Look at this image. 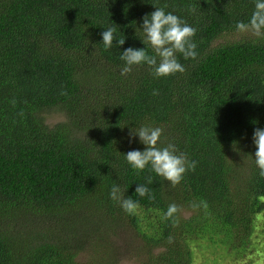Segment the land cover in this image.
I'll use <instances>...</instances> for the list:
<instances>
[{
  "label": "trees",
  "instance_id": "16d2710c",
  "mask_svg": "<svg viewBox=\"0 0 264 264\" xmlns=\"http://www.w3.org/2000/svg\"><path fill=\"white\" fill-rule=\"evenodd\" d=\"M196 249L264 264V0H0V264Z\"/></svg>",
  "mask_w": 264,
  "mask_h": 264
},
{
  "label": "rangeland",
  "instance_id": "374dc122",
  "mask_svg": "<svg viewBox=\"0 0 264 264\" xmlns=\"http://www.w3.org/2000/svg\"><path fill=\"white\" fill-rule=\"evenodd\" d=\"M44 115H45V117H47V120H48L50 125H54L56 123H60V122L65 120V117H62V115L59 112H57V111H53L51 113L45 112ZM195 251L199 252V250H197V249ZM123 252H125V250ZM199 262L203 263V260L200 257V252L198 253V259L196 260L197 264ZM227 262H229V261H227ZM120 263L121 264H134V260L125 259V260H121Z\"/></svg>",
  "mask_w": 264,
  "mask_h": 264
}]
</instances>
